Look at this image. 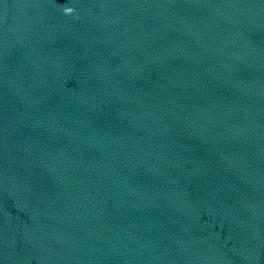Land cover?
<instances>
[{
	"label": "clouds",
	"instance_id": "1",
	"mask_svg": "<svg viewBox=\"0 0 264 264\" xmlns=\"http://www.w3.org/2000/svg\"><path fill=\"white\" fill-rule=\"evenodd\" d=\"M63 12H64L65 15H72L73 12H74V9L72 7H65L63 9Z\"/></svg>",
	"mask_w": 264,
	"mask_h": 264
}]
</instances>
